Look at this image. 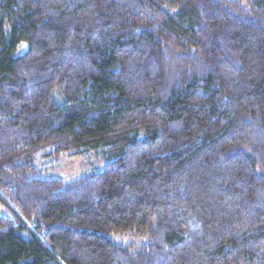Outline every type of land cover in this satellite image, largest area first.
Returning a JSON list of instances; mask_svg holds the SVG:
<instances>
[{
  "label": "trees",
  "instance_id": "obj_1",
  "mask_svg": "<svg viewBox=\"0 0 264 264\" xmlns=\"http://www.w3.org/2000/svg\"><path fill=\"white\" fill-rule=\"evenodd\" d=\"M0 202V264H264V0H0Z\"/></svg>",
  "mask_w": 264,
  "mask_h": 264
},
{
  "label": "rangeland",
  "instance_id": "obj_2",
  "mask_svg": "<svg viewBox=\"0 0 264 264\" xmlns=\"http://www.w3.org/2000/svg\"><path fill=\"white\" fill-rule=\"evenodd\" d=\"M96 152L86 153L79 156L62 155L57 160L41 159L43 166H48L50 174L61 177L66 181L76 180L82 176H89L102 171L107 163ZM9 211L0 202V215H8Z\"/></svg>",
  "mask_w": 264,
  "mask_h": 264
}]
</instances>
